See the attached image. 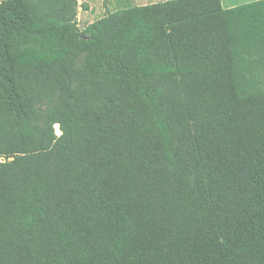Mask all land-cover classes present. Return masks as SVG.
<instances>
[{"label":"trees","instance_id":"obj_1","mask_svg":"<svg viewBox=\"0 0 264 264\" xmlns=\"http://www.w3.org/2000/svg\"><path fill=\"white\" fill-rule=\"evenodd\" d=\"M120 1L0 0V264H264V0Z\"/></svg>","mask_w":264,"mask_h":264},{"label":"rangeland","instance_id":"obj_2","mask_svg":"<svg viewBox=\"0 0 264 264\" xmlns=\"http://www.w3.org/2000/svg\"><path fill=\"white\" fill-rule=\"evenodd\" d=\"M78 1H79V9H78L77 19L79 26L82 29L85 28L90 23L94 22L95 20L108 14L109 12H112L123 6L120 0H78ZM160 1H165V0H132V3L137 5H144V4L160 2ZM245 1L246 0H233V2L236 3V6L245 3ZM48 106H50V104H43L41 107L45 109ZM59 130H60V126H59ZM56 131L58 134L61 133V130L58 131L56 129Z\"/></svg>","mask_w":264,"mask_h":264},{"label":"crops","instance_id":"obj_3","mask_svg":"<svg viewBox=\"0 0 264 264\" xmlns=\"http://www.w3.org/2000/svg\"><path fill=\"white\" fill-rule=\"evenodd\" d=\"M252 2V1H256V0H246L245 3H249V2ZM222 2V5L224 8H231V7H235L236 6V3L233 2V0H221ZM243 3V4H245ZM227 5V6H225Z\"/></svg>","mask_w":264,"mask_h":264},{"label":"bare ground","instance_id":"obj_4","mask_svg":"<svg viewBox=\"0 0 264 264\" xmlns=\"http://www.w3.org/2000/svg\"><path fill=\"white\" fill-rule=\"evenodd\" d=\"M56 129H57L58 131H60V130H59V125H58V124L56 125Z\"/></svg>","mask_w":264,"mask_h":264},{"label":"water","instance_id":"obj_5","mask_svg":"<svg viewBox=\"0 0 264 264\" xmlns=\"http://www.w3.org/2000/svg\"><path fill=\"white\" fill-rule=\"evenodd\" d=\"M59 126H60V125H59ZM61 133H62V132H61ZM61 133H60V134H61Z\"/></svg>","mask_w":264,"mask_h":264}]
</instances>
